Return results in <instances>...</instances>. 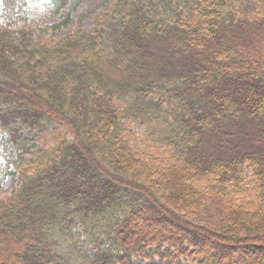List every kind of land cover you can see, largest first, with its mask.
I'll list each match as a JSON object with an SVG mask.
<instances>
[{"label": "trees", "instance_id": "trees-1", "mask_svg": "<svg viewBox=\"0 0 264 264\" xmlns=\"http://www.w3.org/2000/svg\"><path fill=\"white\" fill-rule=\"evenodd\" d=\"M81 2L0 0V146L18 180L0 264H264V0H103L92 33L86 14L34 39L37 8L57 32ZM52 126L65 135L19 168L20 130Z\"/></svg>", "mask_w": 264, "mask_h": 264}, {"label": "rangeland", "instance_id": "rangeland-1", "mask_svg": "<svg viewBox=\"0 0 264 264\" xmlns=\"http://www.w3.org/2000/svg\"><path fill=\"white\" fill-rule=\"evenodd\" d=\"M103 0H82L80 5L70 14V18L72 20V25H69L67 28L60 29L57 32H51L46 31L44 28L47 26L59 24L61 21V15H58L56 17L47 18V10L45 8H37L33 14L34 20L31 24L32 27L36 29H40V33L38 32V35L34 37L36 41L42 42V43H55L59 40L60 37L67 33H71L72 31H75V24L80 20L82 15H88L89 18H86L83 21V31L86 34L92 33L94 30L95 24L93 23V19L103 16L105 13V5H101ZM254 10L253 7H241V12H246L250 14ZM251 15H255L254 13H251ZM258 62L262 61L260 59H264V50H258ZM136 132V131H134ZM21 139L25 140L26 146L28 148V153L24 152L22 149L20 150L19 157H22V161H18L17 164L19 168H24L26 165L23 163V161L27 162L26 159H29L32 155L35 154L37 156V153H40L41 151L45 152L50 150L54 144H56L60 138H62L65 133L57 126H52L48 128L47 132H44L43 134H36L34 131L31 130H20ZM153 147V145H151ZM7 148V149H6ZM3 149L2 146H0V198L7 197L15 188L18 187V180H17V171L16 168H14L12 164L8 165L7 171L9 174L5 176L3 175V169H4V163L8 162L10 160H14L16 153L13 151V146L8 145ZM141 149L145 150L142 151V153L139 156H135L136 158H142L148 156L152 160H159L161 162L162 157L161 155L156 152L149 150L148 147L145 144H141ZM6 150V151H5ZM42 152V153H43ZM41 154V153H40ZM43 155V154H42ZM34 156V157H35ZM174 158V157H173ZM173 160V159H170ZM158 161V162H159ZM27 168V167H26ZM162 201L161 199H159ZM163 202V201H162ZM137 225V223H136ZM146 226L144 224H138L135 229L137 233H143L147 230L145 228ZM74 233H78V230H74ZM87 240L85 238L80 239L81 245H83L84 249L86 250L87 254L92 256L94 253V250L92 246L85 243Z\"/></svg>", "mask_w": 264, "mask_h": 264}, {"label": "bare ground", "instance_id": "bare-ground-1", "mask_svg": "<svg viewBox=\"0 0 264 264\" xmlns=\"http://www.w3.org/2000/svg\"><path fill=\"white\" fill-rule=\"evenodd\" d=\"M149 211H150L149 212V216L147 218H145V224L146 225L151 226V227H155V226L156 227H163L166 224V222L168 221V217H167V215L164 212L162 213L161 218L159 217L157 220H155V219L152 218V215H151L152 212H153V209H150ZM132 221H133V219L131 220V222ZM130 224L131 223L128 224L129 227H130ZM179 225H180L179 228L183 227L182 224H179ZM133 230H136V229H135V227L131 226V231L127 233V237L128 238L134 236V233L135 232H132ZM176 238H177L176 235L171 236L170 237V242L176 244L177 243V239ZM199 238H200V241L201 242L206 241V238H204L203 236L202 237H199ZM190 242L192 243V245H193V247L195 249L202 248V245H200L199 243H196L194 241H190Z\"/></svg>", "mask_w": 264, "mask_h": 264}]
</instances>
